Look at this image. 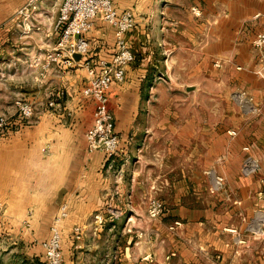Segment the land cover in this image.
Segmentation results:
<instances>
[{
  "label": "crops",
  "instance_id": "0c3cea01",
  "mask_svg": "<svg viewBox=\"0 0 264 264\" xmlns=\"http://www.w3.org/2000/svg\"><path fill=\"white\" fill-rule=\"evenodd\" d=\"M27 1L0 0V23L3 24L0 34L9 24L5 21L19 15ZM61 3L62 0H42L32 11L30 8V14L38 21L36 24L45 32L53 27ZM113 3L119 11L133 9L137 18L136 27L127 34L136 59L127 67L125 78L114 83L109 91L110 107L122 129L138 118L143 120L153 115L164 119L159 111L164 104L160 92L166 85L174 95L179 90L191 95L218 89L219 95L232 94L237 107L234 111L241 118L256 120L254 113L264 114V63L253 45L256 32L264 26V0H113ZM207 24H212L208 34ZM85 34L91 40L89 56L94 64L97 58L111 60L115 51L114 26L95 18ZM60 67L68 68L62 64ZM77 71L85 81L77 80L76 89L79 93L85 92L84 85L91 76L86 67L79 66ZM70 82L75 80L71 78ZM88 100L73 99L74 119L68 126L56 122L52 127H45L44 132L13 134L12 161L0 163V177L4 176V185L10 186V191H2V197L10 201L2 216L3 225L10 221L6 227L12 232H38L42 223L50 226V216L59 215L66 206L67 216L61 222V231L68 264H84L87 254L92 264L96 263L100 249L111 242L101 239L106 227L94 221L96 215L110 209L120 210L118 202H127L135 196L139 199L155 195L163 183L157 171L154 175L143 172L141 162L132 167L116 165L106 160L102 151H88L86 132L93 123L95 109V101ZM50 117L55 115L45 113L42 118L49 120ZM257 127L256 131L232 134L221 131L220 125L217 132H206V163L200 168L192 166L185 183L177 177L176 166H169V176L164 180L172 186V194L179 201L172 209L174 215L187 219L185 222L194 229L206 217V222H213L212 233L224 228L234 234L237 228L223 222V217L239 216L245 211L249 216L251 212L264 210V206L258 207L261 203L258 175L245 165L249 155L264 168V126ZM119 133L126 153L132 151L136 138L144 134ZM179 133L170 132L171 152L179 149ZM182 133L193 136V132ZM156 135L159 133L154 132ZM185 143L193 153L194 141L189 139ZM124 169H128L125 175L117 174ZM205 184L206 204L203 194H198L199 185ZM180 185L186 188H179ZM214 187L218 190L216 197L229 205L223 212H219L218 204L211 202ZM186 197L202 204L181 203ZM41 217H47L46 221ZM194 237L192 232L189 240ZM26 245L30 262L25 264H34L35 258L43 260L42 244L26 242ZM126 249L128 252L124 251V255L128 260L131 251L127 246ZM122 264L133 263L129 260Z\"/></svg>",
  "mask_w": 264,
  "mask_h": 264
},
{
  "label": "rangeland",
  "instance_id": "374dc122",
  "mask_svg": "<svg viewBox=\"0 0 264 264\" xmlns=\"http://www.w3.org/2000/svg\"><path fill=\"white\" fill-rule=\"evenodd\" d=\"M32 10L31 8L30 11ZM11 20L13 24L10 23ZM5 22L9 23L7 29L0 34L2 38L0 42V117L6 118V122L0 121V163L12 161L10 145L13 134L44 132L45 127L49 125L52 127L56 122L68 126L74 119L73 112L76 105H73V99H92L82 90L79 89L81 91L79 93L76 89L77 80L85 81L78 74L79 66L62 68L61 63L47 62V54L56 47L58 40L55 23L45 32L36 24L38 21L33 14H29L27 18L23 14H16ZM211 26L212 24H207L206 34ZM151 27L154 28V25L152 24ZM262 30L264 26L256 32L255 36ZM253 45L259 50L260 60L264 63V48L257 47L254 42ZM100 60L110 61L108 58H97L95 60L97 66ZM71 78L75 80V83L70 82ZM86 80L88 81V78ZM87 84L84 86L87 87ZM218 92V89L210 92L204 90V93L189 95L179 90L178 94L174 95L166 85L160 92L164 104L159 111L162 112L164 119H158V116L153 115L143 120L138 118L128 128L123 129L111 109L114 114L116 132H138L137 134L144 132V134L136 138L132 151L126 153L124 142L121 141L117 154L111 158L104 154L105 159L113 161L116 165L125 164L131 167L141 162L144 167L141 169L143 172L154 175L157 171L159 173L157 176H162L163 183L155 195L151 194L139 199L135 196L127 202H118L117 206L120 210L110 209L102 212L103 220L97 221L98 224L106 227L101 239L103 241L109 239L111 242L100 249L99 259L94 264H122L129 260L133 264H264V210L251 212L249 216L245 214V211L239 216L223 217L221 219L223 222L237 228L235 235L222 227L216 233H212V230H215L213 222H206V217L202 218L204 222L194 229L185 222L187 219H181L172 213V209L179 201H176L172 194V186L166 184L164 180L169 176L171 164L176 166L177 172H174L179 180L184 182L192 166L200 168L206 163V132H217L220 130V125L223 129L221 131L235 133L252 132V130L256 131L257 126H264L263 113H254L256 120L250 117L241 118L234 111V107H237L232 94L219 95ZM172 98L173 101H171ZM26 103H30L34 108L33 116L28 118L21 115V106ZM45 113L54 114L55 117L44 120L42 117ZM154 132H158L159 135L154 137ZM160 132L168 133L162 135ZM170 132H180L178 151L171 152ZM182 132H193V136L192 134L186 136ZM186 137L194 141L193 153L186 148L185 142L189 141ZM262 153L264 155L263 151ZM72 157L75 159V154ZM253 164L255 169H251ZM245 165L248 167L251 165L249 168L255 170L253 173L258 175L260 181L258 199H261L258 207L261 208L264 206L263 165L259 161L255 163L249 155L246 156ZM127 172L128 169H124L116 173L125 175ZM179 188L185 189L186 186L180 185ZM199 188L201 190L198 194L200 192L203 194L206 204V184L199 185ZM3 190L10 191V186L4 185V176L0 177V200L2 201L0 202V264H25L30 262L26 253V242L43 246L44 240L51 234V227L58 215L50 216V226L42 223L38 227V232L29 234L12 232L6 227V224H11L10 221L4 225L2 223V216L10 202L5 196L2 197ZM212 192L211 202L218 204L219 212H223L228 208V203H223L216 197L218 190L215 187ZM153 199L162 203L161 210L156 215L150 212ZM181 203L195 205L202 204V201L186 197ZM46 218L40 219L46 221ZM93 219L96 221V216ZM192 232L195 233V237L189 240ZM126 246L131 251V257L128 260L124 255V251L128 252ZM33 262L45 264V256L43 260L35 258ZM92 262L90 254H87L84 264H92Z\"/></svg>",
  "mask_w": 264,
  "mask_h": 264
},
{
  "label": "built area",
  "instance_id": "2783aa9c",
  "mask_svg": "<svg viewBox=\"0 0 264 264\" xmlns=\"http://www.w3.org/2000/svg\"><path fill=\"white\" fill-rule=\"evenodd\" d=\"M42 0H28L19 10L27 18L30 8ZM95 18H102L115 28V51L110 61L100 60L98 66L90 58L91 40L86 36ZM137 25L134 10L119 11L113 0H62L54 28L58 35L56 47L47 54V62L61 63L66 67L83 66L90 74L85 93L95 101L92 125L86 132L87 149L89 152L102 151L111 158L120 148L121 137L116 132L114 114L110 107V88L114 83L121 82L126 75L127 67L132 64L136 55L129 44L127 34ZM3 24L0 23V28ZM257 47L264 48V30L257 33L253 40ZM82 55L76 60L74 54ZM60 64V65H61ZM34 108L30 103L21 106V115L31 117ZM2 123L5 116L0 117ZM235 134V132H230ZM251 168V165L249 166ZM255 164L251 169H255ZM222 179V178H220ZM150 212L156 215L160 212L162 203L152 200ZM67 216L66 206H63L57 220L51 227L50 236L44 240L45 264H68L63 244L61 222ZM103 214L96 215L97 221H102ZM79 230L80 228H76Z\"/></svg>",
  "mask_w": 264,
  "mask_h": 264
},
{
  "label": "water",
  "instance_id": "95a60500",
  "mask_svg": "<svg viewBox=\"0 0 264 264\" xmlns=\"http://www.w3.org/2000/svg\"><path fill=\"white\" fill-rule=\"evenodd\" d=\"M74 57L76 58V60H80L82 55L80 53H76L74 54Z\"/></svg>",
  "mask_w": 264,
  "mask_h": 264
}]
</instances>
